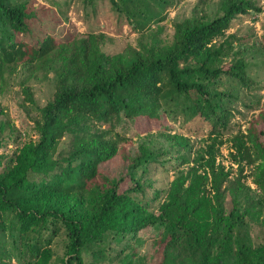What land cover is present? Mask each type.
Wrapping results in <instances>:
<instances>
[{"label":"trees","instance_id":"obj_1","mask_svg":"<svg viewBox=\"0 0 264 264\" xmlns=\"http://www.w3.org/2000/svg\"><path fill=\"white\" fill-rule=\"evenodd\" d=\"M110 1L140 31L136 45L119 53L107 52L104 36L96 33L65 42L48 35L35 46L17 41L14 34L27 31L31 16L22 3L0 0V82L17 58L40 65L61 62L52 98L31 115L37 138L9 156L0 153V235L17 230L29 264H47L50 253L39 237L51 224L66 236L62 264H86V254L93 257L89 264H106V258L111 264H131L134 251L112 262L113 245L148 228L162 231L155 264H264L255 249L248 260L242 250L236 256L233 250L243 220L240 196L249 202L247 214L264 206V109L251 118L246 132L224 137L236 102L243 100L238 89L250 92L256 85L249 73L254 47L227 31L238 15L260 12L261 6L256 0H218V14L195 9L193 17L175 23L169 39L162 35L161 21L171 0ZM176 95L192 115L211 125L203 145L194 150L190 138L170 132L159 133L166 138L162 143L149 133L156 144L141 142L134 155L125 154L119 176L100 172V165L121 150L123 137L111 131L115 123L123 117L136 123L162 121L171 112L164 104ZM65 135L71 136L70 144L59 150ZM227 140L237 163L235 177L218 160ZM187 155L192 158L185 167L168 164ZM159 166L166 175L173 168L174 176L166 187L155 188ZM248 167L257 189L246 182ZM126 179L130 185L122 189ZM228 189L233 193L229 212Z\"/></svg>","mask_w":264,"mask_h":264},{"label":"rangeland","instance_id":"obj_2","mask_svg":"<svg viewBox=\"0 0 264 264\" xmlns=\"http://www.w3.org/2000/svg\"><path fill=\"white\" fill-rule=\"evenodd\" d=\"M20 2L31 16L29 28L25 32H16L15 40L29 43L35 46L48 35H52L58 42H65L78 36L90 33L102 34V45L109 53H119L129 44L135 46L140 31L135 29L128 20L125 12L115 9L110 0H13ZM204 1V5L202 4ZM262 11H251L247 14L238 15L232 22L227 33L235 32L246 42L247 46L254 47L253 60L249 67V73L255 78L256 85L253 90L246 92L241 88L243 100H238V110L231 120L230 127L224 133L225 138H231L239 131L248 129L251 118L258 116L264 109V0H256ZM204 7L211 16L221 11L218 0H171V4L164 7L165 19L161 21L164 26L162 35L172 38L175 23L185 18L194 16L195 9ZM154 27V25H153ZM29 57L17 58L4 70L0 82V124L4 122L3 135L1 136L2 147L0 153L9 156L20 150L23 143L31 138H37L31 115H37L39 108L46 104L53 96L56 85V71L61 62L58 60L52 64H34ZM29 88V90H26ZM30 91L33 101L28 96ZM173 100L167 101L164 106L171 108L162 121H139L136 123L128 118L115 123L111 131L119 132L123 137L120 142L121 150L118 155L100 165V172L119 176L125 168V154L134 155L141 142L156 144L157 140L149 139L148 134H156V138L166 142V138L160 136V132L180 133L190 138L194 144V150L203 145V139L211 132V125L203 117L192 115L186 108V102L182 96L176 95ZM248 104V106L245 105ZM251 104V105H249ZM204 110H208L205 105ZM109 127V126H107ZM8 135L10 137H8ZM71 141L70 135H65L61 140L59 150H67ZM231 142L226 141L221 147V155L218 160L232 169V176L237 175V163L229 156ZM168 155L164 157L167 158ZM191 156L179 158L175 156L173 162L181 163L185 167L191 163ZM1 170V168H0ZM165 167L159 166L153 177L159 179L157 187H166L169 180L173 179L174 169L169 167V173L165 174ZM249 176L247 184L257 189L253 176L250 175L249 167L246 169ZM130 185L129 179L121 186L122 189ZM149 197L153 196V189H148ZM233 193L230 189L226 192V210L232 208ZM247 198L240 196L241 225L235 231L233 250L236 256L238 250H242L245 260L254 259V249L264 257V206L259 212V207L251 214L244 211L248 204ZM153 206V205H151ZM11 215V214H10ZM240 221V220H239ZM9 224V220H6ZM51 227L54 226L51 224ZM45 230L39 243L46 247L50 253L47 264H62L65 254L66 236L63 229ZM8 231V228H6ZM162 231L155 228L141 230L137 235L125 238L123 241L114 243L109 256H113L112 262L119 263L125 255L131 256V264H155L154 247L161 238ZM24 244L21 243L19 233H4L0 235V264H29L30 257L23 254ZM135 249V250H134ZM4 253H3V252ZM93 260L92 255L86 254L85 263ZM106 264H111L109 258L104 259ZM126 264V263H124Z\"/></svg>","mask_w":264,"mask_h":264}]
</instances>
